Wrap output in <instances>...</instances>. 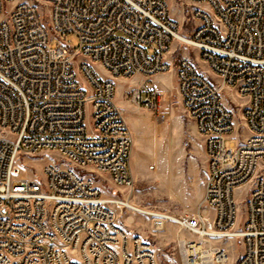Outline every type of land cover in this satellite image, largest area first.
I'll use <instances>...</instances> for the list:
<instances>
[{
    "label": "built area",
    "instance_id": "built-area-1",
    "mask_svg": "<svg viewBox=\"0 0 264 264\" xmlns=\"http://www.w3.org/2000/svg\"><path fill=\"white\" fill-rule=\"evenodd\" d=\"M187 2L189 36L169 0H0V264H158L153 244L116 220V204L139 208L104 197L94 178L134 186L116 84L90 61L126 78L176 68L181 103L205 142L212 210L171 219L181 263L227 264L214 240L238 238L236 264H264V0ZM174 40L199 49L219 81L191 57L175 58ZM228 88L247 98L241 122L223 100ZM130 100L164 116L155 86L134 88ZM23 156L45 161L43 178L25 174ZM167 219L158 215L155 227Z\"/></svg>",
    "mask_w": 264,
    "mask_h": 264
},
{
    "label": "rangeland",
    "instance_id": "rangeland-1",
    "mask_svg": "<svg viewBox=\"0 0 264 264\" xmlns=\"http://www.w3.org/2000/svg\"><path fill=\"white\" fill-rule=\"evenodd\" d=\"M169 7L172 16L178 20L181 34L189 36L196 20L190 14L187 0H169ZM67 40L71 46L79 44L75 34H69ZM53 42L58 41L54 39ZM173 56L191 57L211 81H219V76L201 58L196 47L174 40ZM90 62L100 77L113 79L116 84L115 98L124 110L133 135L131 168L134 186H115L107 176L98 173H94V178L104 197L116 198L140 209L138 211L116 204V220L132 234H138L153 244L158 264H182L177 247L179 225L167 219L164 226L158 229L154 221L161 214L177 218L185 213L201 212L211 216L212 210L204 202L208 176L205 142L197 132L195 121L183 108L177 91L175 67L151 78H126L112 76L100 63ZM154 86L162 93L163 117L130 100V92L134 88L150 90ZM223 100L235 110L241 122L240 104L245 103L247 98L228 88L223 92ZM236 141V138H227L225 145L229 147ZM21 162L27 176H43L45 161L42 158L23 156ZM182 234L189 235L187 231ZM214 242L229 251L230 259L227 264H236V257L242 252L240 240L226 238L216 239Z\"/></svg>",
    "mask_w": 264,
    "mask_h": 264
},
{
    "label": "bare ground",
    "instance_id": "bare-ground-1",
    "mask_svg": "<svg viewBox=\"0 0 264 264\" xmlns=\"http://www.w3.org/2000/svg\"><path fill=\"white\" fill-rule=\"evenodd\" d=\"M180 36H182V37H185V36H183V35H181L180 34ZM140 210V209H139ZM161 216H163V214H161ZM164 216H168V218H170V219H172L173 217L172 216H170V215H164Z\"/></svg>",
    "mask_w": 264,
    "mask_h": 264
},
{
    "label": "crops",
    "instance_id": "crops-1",
    "mask_svg": "<svg viewBox=\"0 0 264 264\" xmlns=\"http://www.w3.org/2000/svg\"><path fill=\"white\" fill-rule=\"evenodd\" d=\"M175 76H176V68H175ZM233 251H234V250H233ZM238 256H239V254H238ZM238 256L236 257V260H237Z\"/></svg>",
    "mask_w": 264,
    "mask_h": 264
}]
</instances>
